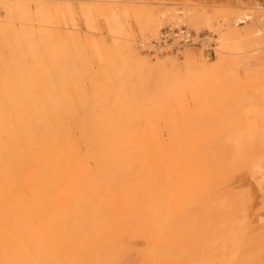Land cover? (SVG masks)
<instances>
[{
  "label": "rangeland",
  "instance_id": "1",
  "mask_svg": "<svg viewBox=\"0 0 264 264\" xmlns=\"http://www.w3.org/2000/svg\"><path fill=\"white\" fill-rule=\"evenodd\" d=\"M0 264H264V0H0Z\"/></svg>",
  "mask_w": 264,
  "mask_h": 264
},
{
  "label": "bare ground",
  "instance_id": "2",
  "mask_svg": "<svg viewBox=\"0 0 264 264\" xmlns=\"http://www.w3.org/2000/svg\"><path fill=\"white\" fill-rule=\"evenodd\" d=\"M246 20V17H241V18H239L238 20H237V23L238 24H242V23H244V21ZM259 33H261L260 31H258ZM258 33V34H259ZM128 47V46H127ZM129 54H130V56L133 58V59H136V54H134L133 52H128ZM132 54V55H131ZM115 79V78H114ZM43 80V79H42ZM41 80V81H42ZM41 81H37L36 80V82L38 83H40L41 84ZM112 81V80H111ZM113 81H115V82H118V79H115V80H113ZM35 81H33V83L32 84H34V83H36ZM188 83V82H187ZM187 83H183L184 85L183 86H185V87H183V88H187V89H190L192 92L191 93H194V90H192L193 88H192V85H193V83H192V85H190L191 84V82L189 81V84H187ZM108 86L109 85H107L106 87L108 88ZM178 87V86H177ZM195 87V86H194ZM195 90H196V88H195ZM177 91V90H176ZM124 92L125 91H123L122 92V90H119V91H116L114 94H115V96L113 97V98H115V97H122L123 96V94H124ZM118 98H116L115 99V101L117 100ZM108 100V102L107 103H109L110 102V100H111V102H112V98H108L107 99ZM107 103H105V105H107ZM149 104V103H148ZM105 105H104V107H105ZM152 105L150 104V107H151ZM193 123H196V121L195 122H193ZM66 129V128H65ZM54 131H55V133H56V137H57V141L56 142H53L52 140H49V137L48 136H46V134L44 133V135L42 136L43 138H44V140H45V142H44V145L46 146V147H48V149L50 150V151H52V153L57 157V158H60V155H61V153H62V151H61V147L62 146H65V147H68V146H70L71 145V138L70 137H67V135L66 134H64V135H66L65 137V139H61V137H60V132L61 131H63V129L62 128H59V127H57V126H55L54 127ZM65 132L67 133V131L65 130Z\"/></svg>",
  "mask_w": 264,
  "mask_h": 264
}]
</instances>
